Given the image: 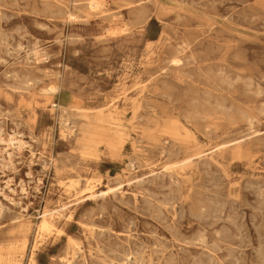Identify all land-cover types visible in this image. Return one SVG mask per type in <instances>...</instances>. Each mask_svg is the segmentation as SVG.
<instances>
[{"label": "rangeland", "instance_id": "374dc122", "mask_svg": "<svg viewBox=\"0 0 264 264\" xmlns=\"http://www.w3.org/2000/svg\"><path fill=\"white\" fill-rule=\"evenodd\" d=\"M90 1L0 0V264H264V0Z\"/></svg>", "mask_w": 264, "mask_h": 264}, {"label": "bare ground", "instance_id": "6f19581e", "mask_svg": "<svg viewBox=\"0 0 264 264\" xmlns=\"http://www.w3.org/2000/svg\"><path fill=\"white\" fill-rule=\"evenodd\" d=\"M101 4H100V2H96V1H90V3H89V6H90V8H96V7H98V6H100ZM74 16V15H73ZM135 22V21H134ZM143 24V23H142ZM112 32V31H111ZM75 41V40H74ZM43 71V70H42ZM45 72V71H44ZM7 75V74H6ZM59 86H51V87H49L48 89H47V92L50 94V95H52V94H55L56 92H58L59 91ZM45 90V89H44ZM54 106H57V104H54ZM58 107L60 108V109H62V111H67L68 109H67V107H65L64 105H62V104H60V105H58ZM57 109V108H56ZM55 110V109H54ZM65 113V112H64ZM66 114V113H65ZM67 115V114H66ZM59 116V115H58ZM65 119V118H64ZM70 119V118H69ZM67 120L65 119L64 121H63V127L65 128V130L68 132V133H70V134H73V133H75V131L77 130V128L75 129V123H78V121H76V122H69V123H67L66 122ZM62 124V123H61ZM60 125V124H59ZM1 130V129H0ZM18 133V132H17ZM14 135V134H13ZM15 136V135H14ZM68 136V135H67ZM15 137H17V136H15ZM10 142H11V145L12 144H15L16 142H15V140H13V139H11L10 140ZM13 146V145H12ZM11 146V147H12ZM10 147V148H11ZM8 148H6V150H7ZM82 179V178H81ZM81 179H79V180H81ZM84 180V179H83ZM85 182V181H84ZM88 182V181H87ZM77 183V182H76ZM82 183H83V181H82ZM78 186V185H77ZM117 187V186H116ZM120 188V187H119ZM23 189V188H22ZM118 189V188H117ZM9 190V189H8ZM174 202V201H173ZM161 203V202H160ZM167 204V203H166ZM177 206V205H176ZM170 208V207H169ZM65 209V208H64ZM175 209V208H174ZM54 212H56V211H54ZM22 216V215H21ZM53 226V224L51 223V222H49L45 217H43V219H42V221H41V223H40V225H39V232H43V231H45V230H50L51 229V227ZM88 227V226H87ZM28 229H29V227H27ZM43 235V234H42ZM37 238V237H36ZM40 242V241H39ZM78 245V244H77ZM77 247V246H76ZM156 248V247H155ZM104 254V253H103ZM74 255V254H73ZM134 256V255H133ZM151 257V256H150ZM149 257V258H150ZM66 261H69L68 259L66 260ZM72 261V260H71ZM116 262V261H115ZM140 262V261H139ZM104 263V262H103ZM67 264H72V263H67ZM129 264V263H128Z\"/></svg>", "mask_w": 264, "mask_h": 264}]
</instances>
